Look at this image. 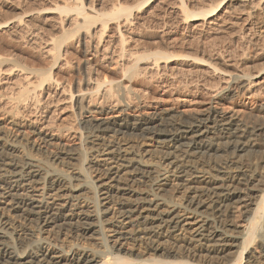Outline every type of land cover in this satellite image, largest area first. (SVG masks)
<instances>
[{
  "label": "rangeland",
  "instance_id": "obj_1",
  "mask_svg": "<svg viewBox=\"0 0 264 264\" xmlns=\"http://www.w3.org/2000/svg\"><path fill=\"white\" fill-rule=\"evenodd\" d=\"M81 1L87 13L98 15L96 23L90 26L89 35L92 39L89 40L91 36H85V30L83 32L81 30V34H84L80 39L78 35L67 39V33L75 28L71 29L73 25L71 26L70 19L76 17V13L62 15L58 8L68 7L72 10ZM81 1L0 0V23L8 22L6 26L0 27V58H5L7 62H15L13 64L5 61L0 65V133L11 137L19 135L10 124V117L24 123L25 137L33 145L42 147V150L36 151L30 150L28 145L23 147L24 153L29 152L32 156L51 163L55 154L63 150H71L78 153L85 169L93 160L103 159L98 156L97 148H92V145L85 141L80 124V113L75 106L74 99L79 96L77 89L83 76L85 79L90 77L93 81L89 86L82 84L84 89L93 88L97 79L113 81L118 88L122 86L119 90L116 87L114 94L111 93L109 98L102 96V92L98 93L99 96L96 93L92 94L93 96L89 95L90 99L87 100L86 105L100 112L93 114L96 119L118 116L122 110L129 119L133 120L136 116L146 117L161 111L186 117L201 115L208 109H217L236 115L252 127H264V0ZM119 8H127L129 12L127 10L126 14L130 15L122 13L116 16H120L118 19L105 16ZM194 14L203 15L196 20L192 17ZM127 19L129 23L126 22ZM103 20L108 21V28L100 39L97 32L99 33ZM120 32L124 36L125 44H121ZM53 37L64 42L61 57L54 67L52 60L54 52L51 51ZM4 40L5 43H2ZM156 53L173 57L170 61L161 59L156 61L157 63L153 62L154 57L141 60L143 56L149 57ZM15 58L17 61L14 60ZM16 63L17 67L23 66L22 71L19 68L15 70L13 65L16 67ZM134 64L137 65L140 74L132 77L131 80V72L127 70ZM9 66H12L11 71L14 68L13 73L9 71ZM51 66L52 75L59 80L58 83L45 82L44 87L35 89L37 93L32 92V98L26 100L25 106L22 104L25 101L21 103L22 105L17 102L18 100L9 103L8 98L18 96L16 94L22 87L30 85L29 88L33 89L36 86L40 78L34 71L41 68V71L36 72L42 74L48 72ZM34 67L37 69L33 70ZM24 69L26 72L23 71ZM24 73L29 74L28 78H30H26ZM19 80L22 81L21 86ZM29 81L36 83L35 86L33 84L31 86ZM40 82L41 80L38 81ZM12 86L14 89L10 92ZM9 92L12 96L8 94ZM71 93L75 94L74 99H71ZM35 95L38 97H34ZM89 100L91 102H88ZM14 104L20 109L16 114L22 113L18 117L10 114L11 112L6 114L7 111L16 109ZM23 107L25 109H22ZM29 126L53 135L56 141L52 146L44 148V144L36 139ZM209 136L214 138V135ZM122 141L137 145L136 152L140 157L138 159L162 168L164 164L166 165V160L163 159L164 153L157 144L131 135V131L126 133ZM196 165L212 178L227 177L218 171L222 166L226 168L224 172H228L229 175H252L260 179L262 175L264 176V145L257 143L243 152L214 150L204 155V159ZM54 167L71 177L70 166L55 163ZM95 177L96 175H93L90 178L91 184L95 185L97 180ZM147 185L136 183L133 187L138 194L147 192L150 188ZM180 191V189L176 192L170 190L169 193H165V199L185 206L187 198L186 195H182L183 191ZM258 194L264 195V187ZM94 195L96 196L92 197L97 199V190ZM92 197L84 195V199L90 201L93 200ZM118 201L117 199L111 201L115 209L119 207ZM225 216L228 218L226 219ZM225 216L213 214L211 218L218 227L232 224L233 227L227 229L234 232L242 230L244 215L241 209L240 212L234 210V214ZM13 221L16 231L32 233L35 239H38L36 241L42 240L63 251L71 245L88 246L91 243L88 236L84 238L73 228L68 230H60L52 226L46 228L36 220L26 221L22 217ZM103 225L106 227V223ZM16 233L12 236V243L16 250L21 251L25 244ZM180 239L172 235L169 240L166 238L167 242L164 243L167 249H178V256L153 252L147 245L135 246L134 249L145 255L143 260L146 259L147 264L156 261L166 264H212L199 261L196 257L192 258V254H188L183 246L186 245L184 240L180 241ZM256 250L259 252L255 245H250L244 252L238 250V257L232 261L233 263L228 264H245L249 253ZM122 256L129 260L139 259L136 255L122 254Z\"/></svg>",
  "mask_w": 264,
  "mask_h": 264
},
{
  "label": "bare ground",
  "instance_id": "obj_2",
  "mask_svg": "<svg viewBox=\"0 0 264 264\" xmlns=\"http://www.w3.org/2000/svg\"><path fill=\"white\" fill-rule=\"evenodd\" d=\"M75 6L72 10L68 7L58 8L62 15L76 13V17L70 19V24L73 25L71 29L75 28L67 33V39L76 35L80 39L84 34H81V30L82 32L85 30V36L89 37L90 26L96 23L98 15L87 13L82 1ZM127 10V8H119L105 16L114 18L122 13L127 15ZM202 15L194 14L192 17L199 20ZM128 20L126 22L129 23ZM101 22L102 27L99 33L97 32L100 39L108 28V21ZM6 24L8 22L0 23V27ZM119 36L121 44H125L121 32ZM51 39L53 45L51 51L54 52V55L51 54L53 56L51 59L54 61V67L59 62L64 42L58 41L56 37ZM2 43H5V40ZM151 57L155 59L153 62H158L161 59L170 61L173 56L156 53L149 57L143 56L141 60ZM135 60L138 62L137 59ZM5 61V58H0V65ZM17 63L16 67L13 65L15 70L23 67H17ZM9 67V71L12 72L14 68L11 71L12 66ZM53 67L42 74L36 72L41 71V68L36 67V70L34 67L33 70H36L34 72L38 74L41 82L38 83V80L35 86L31 83L33 81H29L31 86L33 84L35 87L32 89L29 88L30 85H27L28 87L25 85L26 87H22L23 89L21 88L16 94L18 96L15 97L10 94L14 89L12 86L8 94L14 99L9 97L11 98V100L8 98L9 103L11 104L12 100H18L20 104L23 101L25 102L22 104L27 103L26 100L32 98V92L44 87L45 82L58 83L59 80L52 75ZM127 72H131L130 78L140 74L136 64ZM28 76L30 75L25 77ZM84 77L79 81L78 98L74 99V93L70 96L75 100V106L80 113V124L85 141L87 140L92 148H97L98 156L103 157L102 160H93L85 169L78 153L71 150H63L55 154L51 163H46L29 152L26 154L23 147L29 145L30 150L36 151L42 150V147L30 143L25 137V124L17 122L12 117L9 118L10 124L19 135L11 137L0 133V223H2L0 224V264H147L146 259L143 260L145 255L134 247L147 245L153 252L178 256V249H167L164 246L167 242L166 238L169 240L172 235L183 239L186 244L183 246L188 254H192V258L196 257L204 263L228 264L238 257L240 250L244 252L250 245H255L259 252L251 251L245 264H264V195L258 194L263 190L264 176L256 179L252 175H229L228 172H224L226 168L221 166V170L218 171L227 177L218 179L210 177L206 171L196 165L204 159V155L214 150L243 152L257 143L264 145V127H252L236 115L217 109H208L201 115L186 117L161 111L146 117L136 116L133 120L129 119L122 110L118 116L96 119L93 114L98 111L86 105L87 100L90 99L89 95L93 96L92 94L95 93L98 95L102 92V96L111 97L117 86L115 87L113 81L97 79L93 88L84 89L82 84L89 86L93 82L92 78L88 77L86 81ZM19 83L21 86L22 81L19 80ZM19 85L17 84L18 87ZM120 86L117 87L118 90L121 89ZM35 92L37 93V90ZM30 101L32 102L31 99ZM18 107L7 111L6 114L11 112L10 114L17 115V110H20ZM29 128L36 139L44 144V148L52 146L56 141L53 135L30 126ZM128 131L142 140L157 144L164 153L163 159L166 160V165L164 164L162 168L138 159L140 157L136 152L137 145L122 141ZM210 134L214 135V138H211ZM55 163L70 166L71 177L54 167ZM93 175H96L97 179L95 185L90 182ZM136 183H146L150 188L147 192L137 194L133 187ZM179 189L180 192L183 191L182 195H186L185 206L165 199V193H169L170 190L176 192ZM95 190L98 191L97 199L92 197L96 196ZM85 194L91 195L93 200L84 199ZM113 199L119 200L117 209L111 203ZM240 209L244 215V225L239 232L227 229L233 227L232 224L218 227L211 218L213 214L225 216L234 214V210L240 212ZM21 217L26 221L36 220L46 228L51 226L60 230L73 228L84 238L88 236L91 243L88 246L71 245L63 251L41 239L36 241L37 238L35 239L32 233L16 231L13 220ZM105 223L106 227L103 225ZM15 232L25 244L23 248L21 247L23 249L21 251L16 250L12 243ZM122 254L136 255L139 259L129 260ZM153 264L166 263L156 261Z\"/></svg>",
  "mask_w": 264,
  "mask_h": 264
}]
</instances>
